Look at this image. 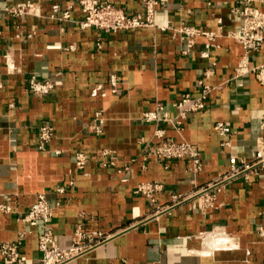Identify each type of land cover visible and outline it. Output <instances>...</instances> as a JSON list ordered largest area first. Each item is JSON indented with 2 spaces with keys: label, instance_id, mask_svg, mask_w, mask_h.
I'll list each match as a JSON object with an SVG mask.
<instances>
[{
  "label": "crops",
  "instance_id": "obj_1",
  "mask_svg": "<svg viewBox=\"0 0 264 264\" xmlns=\"http://www.w3.org/2000/svg\"><path fill=\"white\" fill-rule=\"evenodd\" d=\"M24 1L0 0V7ZM31 1L38 15L0 13V193L11 207L0 212V241H16L25 228L24 264H41L37 237L44 224L26 227L21 217L42 193L53 207L48 227L60 246L69 245L78 223L108 237L66 264H264V166L229 177L232 165L254 161L257 139L264 137V84L252 74L235 77L243 50L227 34L238 24L236 0H158L154 21L171 28L113 33L82 29L78 0ZM106 1L132 14L141 8V0ZM65 11L69 17L61 19ZM181 25L217 36L207 49L198 36L184 52L172 29ZM251 62L264 63V46ZM208 69L205 82L213 89L203 110L188 113L178 128L142 120L157 103L173 119L172 104L184 94L197 97V81ZM112 74L119 77L115 92ZM31 75L51 81V93H29ZM97 112L99 134L91 128ZM218 121L230 127L228 136L215 132ZM44 124L53 137L39 150ZM156 127L198 148L199 172L191 171L189 159L148 154L145 142ZM102 149L115 166H100ZM76 152L88 156L82 170ZM147 182L161 185L155 205L134 192ZM208 195L212 207L201 205Z\"/></svg>",
  "mask_w": 264,
  "mask_h": 264
},
{
  "label": "built area",
  "instance_id": "obj_2",
  "mask_svg": "<svg viewBox=\"0 0 264 264\" xmlns=\"http://www.w3.org/2000/svg\"><path fill=\"white\" fill-rule=\"evenodd\" d=\"M78 4L83 14V18L79 21V26L82 29L94 28L107 33H113L144 27L161 30L171 28L157 25L154 21L155 10L159 5L158 0H141L140 11L133 14L106 0H78ZM56 11L57 9L53 7V12L50 15L51 18L56 17ZM1 12L19 18L38 15L36 6L31 0H26L10 7H0ZM232 14L237 19L238 24L227 36L238 43L243 50V56L235 69V77L252 74L261 84H264V63L254 65L251 62L252 53L260 51L264 46V0H236V6L232 9ZM68 17L69 13L65 11L61 19H67ZM172 29L173 33L185 42L186 50L184 52L193 47L195 38L198 36L206 38V49L212 46V42L217 36L212 32L204 31L192 25H181L177 29ZM202 55L206 56L207 50ZM211 74L212 71L208 69L205 71L204 77L197 81L200 88L197 97L184 94L172 104L175 111L173 119L168 118L166 112L163 111L162 105L157 103L155 111L143 113L142 120L148 123L168 121L178 128L188 113L198 112L205 108L208 95L213 89V87L205 82V79ZM109 84L111 91L115 92L119 84V77L116 74L110 75ZM53 87L54 84L51 81L39 79L35 75H31L28 79L27 90L37 97L49 95ZM102 123L101 113H95L91 123L94 133L99 134L101 132ZM213 129L221 137H226L230 134V127L221 121L216 122ZM52 137V126L48 124L41 125L37 142L38 149L44 150ZM145 143L149 151L148 154L159 161L189 159L191 162L190 169L193 173L199 172L201 169V158L198 148L186 140L176 141L166 137L164 130L159 127L154 129L152 139ZM110 155V152L106 149H102L97 153V156L100 158V166H115V162L110 159ZM87 161L88 156L86 154L82 152L75 153V166L78 170L84 169ZM255 166H264V137L257 139L254 161L251 164L242 162L241 167L232 165L229 177ZM69 183L71 184V182ZM160 189L161 185L158 183L147 182L138 184L134 192L144 197L151 205H155V194ZM63 190L62 186L57 188L58 192H63ZM172 199L178 201L180 195H174ZM201 205L212 207L213 196L208 195L205 197L201 200ZM155 208V213L161 211L159 207ZM10 211V205L3 201V195L0 193V212L8 213ZM52 214L53 207L48 204L44 194L40 193L37 195L36 201L21 217V221L26 227H34L39 222L44 224V230L37 237V246L42 255L41 264H66L108 238L107 235L99 231H83L81 224L78 223L73 229L69 245L62 247L58 244L55 235L48 227ZM26 234L27 230L24 228L19 231L16 241H0V257L4 264H24L25 257L21 253V244Z\"/></svg>",
  "mask_w": 264,
  "mask_h": 264
}]
</instances>
